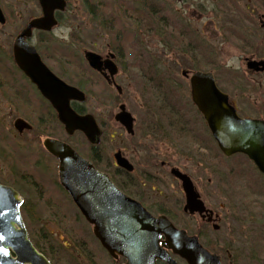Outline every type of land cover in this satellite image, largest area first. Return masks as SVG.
I'll return each mask as SVG.
<instances>
[{
    "label": "flooded vegetation",
    "instance_id": "1",
    "mask_svg": "<svg viewBox=\"0 0 264 264\" xmlns=\"http://www.w3.org/2000/svg\"><path fill=\"white\" fill-rule=\"evenodd\" d=\"M68 1L64 0L63 11L54 13V27L45 32L34 30L26 41L51 73L47 87L55 97L60 93L58 80L83 93V100L69 99V108L79 117L94 120L100 131L98 144L88 142L83 132H67L52 102L19 70L12 49L22 30L13 42L10 39L9 45L0 47V166L10 168L7 173L0 168V183L22 198L20 214L29 241L51 264L65 258L63 250L71 253V264L80 263L75 255L86 264L128 262L122 255L108 254L94 236L92 225L60 185V161L47 147L64 144L96 171L107 174L115 187L141 203L148 214L163 216L176 229L196 237L203 250L218 257L221 264H264L252 259L257 247L264 252V176L245 154L223 152L191 94L196 73H210L240 121L264 126V0H79L86 25L106 29L112 40L104 54L85 48L75 54L68 47L73 41L66 33L72 28L64 18ZM217 18L223 23L213 21ZM131 29L137 46L142 45L141 38H155L156 48L145 49L151 53L159 50L164 61L153 62L151 58L153 63L148 65L122 66L128 55L120 41L132 39ZM86 52L100 56L99 70L90 67ZM133 53L143 55L136 49ZM135 70L140 76L137 90L143 91H139L140 102L154 105L155 111L151 117L144 113L143 120L139 116L140 122L127 109L120 86L136 82L129 76L132 72L135 76ZM156 71L164 72V79H156L152 74ZM76 72L89 74L84 86L89 89V100L86 90L76 84ZM96 90H101V95ZM110 90L116 91L118 101L113 119L128 136L140 134L142 149L138 146L127 153L116 148L111 156L102 151L105 144L111 147L114 143L112 116L105 109ZM150 90L155 93L149 95ZM120 107L132 119V135L115 119ZM116 153L132 166L131 172L117 165ZM136 156L143 164L134 160ZM137 165L144 171L135 177ZM5 174L12 182L2 178ZM184 184L191 189L190 198ZM177 215L181 223L194 220L196 230L192 233L176 223ZM226 219L230 232L223 241L230 242V248L225 251L222 242L208 229L199 231L198 224L216 232ZM54 234L59 239L55 245ZM257 234L260 241L253 243L251 238ZM158 245L177 264H187L171 252L164 235ZM154 264L166 263L157 258Z\"/></svg>",
    "mask_w": 264,
    "mask_h": 264
},
{
    "label": "water",
    "instance_id": "2",
    "mask_svg": "<svg viewBox=\"0 0 264 264\" xmlns=\"http://www.w3.org/2000/svg\"><path fill=\"white\" fill-rule=\"evenodd\" d=\"M41 17L27 22L15 38L13 59L22 73L32 81L59 112V121L67 132H83L88 142L98 144L100 131L88 116H77L69 108V99L83 100V93L57 81L58 96H54L47 84L51 73L41 62L36 49L30 46L29 38L34 30L49 31L56 24L54 13L65 9L64 0H37ZM6 22L0 9V25ZM90 67L100 69V56L85 53ZM192 98L209 125L212 136L226 155L243 153L254 162L264 176V126L255 121L239 120L233 108L226 103V96L213 83L210 73H196L191 80ZM121 108L115 119L124 125L127 133L133 134L132 119ZM50 153L59 159L60 185L71 196L80 213L93 227V233L108 254L122 255L127 264H154L155 259L166 264L177 262L159 249L161 235L175 255L187 264H221L218 257L207 253L183 230L176 229L165 217H153L136 202L121 193L110 182L107 174L96 171L92 164L81 158L67 145L50 144ZM117 165L131 172L128 161L115 154ZM184 180V178L182 179ZM187 198L192 194L184 184ZM19 198L13 188L0 184V264H50L28 240L27 231L20 218Z\"/></svg>",
    "mask_w": 264,
    "mask_h": 264
},
{
    "label": "rangeland",
    "instance_id": "3",
    "mask_svg": "<svg viewBox=\"0 0 264 264\" xmlns=\"http://www.w3.org/2000/svg\"><path fill=\"white\" fill-rule=\"evenodd\" d=\"M132 1H139V0H132ZM135 2H131V3H135ZM79 0H69L67 3V9L65 11V22L68 23L69 26H71L72 29H69L68 31H66L67 34H71L73 37V41L71 42V45H69L68 47H72V52L75 54H79L81 53V49L85 48V49H89L92 50L96 53H100V54H104L106 52V49L109 45L112 44V40L110 38L109 35H107L106 33V29H102V28H94L91 27L89 25H86V16L85 14L82 12V10L79 8ZM0 8H2L4 14H5V18H7V22L0 26V47H6L7 45L10 44V39L13 42V37L19 33L21 30H23V27L25 26V24L27 22H29L31 19L35 18L36 16L38 17V15H40V6H38L37 0H0ZM215 22H222V19H215L213 20ZM223 23V22H222ZM66 26V25H65ZM132 28V27H131ZM3 31V33L1 34V32ZM131 33H132V39H128V38H124L123 40L120 41L126 55H128V57L126 58L127 63H122V66L125 65H131L134 64L135 66H142V65H148V63H153L154 61L156 62H163L164 61V55L162 53H160L159 50H153L154 52H150V50L146 51V47L148 48H156V46L158 45L157 40L155 38H141V46H137V40L136 38L133 39V31L131 29ZM142 47V49H141ZM68 49V48H66ZM134 49H136L138 52H141V54H143L142 56H137L134 55L133 51ZM1 50V48H0ZM9 50V49H8ZM10 51V50H9ZM156 51V52H155ZM149 53V54H148ZM137 57H140V59H137ZM151 58L153 59V62H151ZM222 60V59H221ZM220 60V61H221ZM230 63V62H229ZM228 63V65H229ZM227 65V66H228ZM163 67V66H162ZM164 72L162 71H156L153 72L152 74L157 76L155 77L156 79H164L165 74H163ZM69 76L71 77V71H68ZM77 76H75L76 78V84L81 85L82 88H84L87 92V96L86 98H89V89H87L86 87H84L87 82V80H89L88 76L86 74L83 73H77ZM74 73V75H76ZM138 71L135 70V76H134V72H132L129 76H133L136 80V82H122L120 83V86L123 87V94H122V98L126 99L127 103H126V107L127 109H129V111L132 113L133 116H135L136 118H138V122H140V118H142L144 116V113L148 112V114L146 116L151 117L152 113H154V109L152 108V106L154 105H144L146 107L143 106V104L140 102L141 98L139 97L140 93L143 91H139L137 90V87L140 85V76H137ZM175 74L179 77V70L177 69V71L175 72ZM73 75V76H74ZM138 77V79H137ZM72 78V77H71ZM75 80V79H74ZM78 85V86H79ZM147 86V85H145ZM149 89L150 86H147ZM97 94L101 93V90H96ZM151 92H149V95L154 94L155 92H153L152 90H150ZM103 93V92H102ZM101 95V94H100ZM107 96L109 98V101L106 100L107 105H105V109L108 110L107 113H111L112 116V130H114V143L112 144L111 147H107V145L105 144V146L103 147L102 151L108 156L112 155V151H114V149H120L123 152L127 153H131L130 150H132V148L138 147L140 149H142V139L140 134L137 135L136 137H130L126 134L125 130H122L119 125L115 122V120L113 119V115L114 113H116L118 111L117 109V94L116 91L114 90H110L107 92ZM130 98L129 100H127V98ZM89 100V99H88ZM87 104L89 103L86 100ZM144 108H143V107ZM102 107V105H101ZM140 113V115H139ZM140 116V118H139ZM143 120V118H142ZM147 121V119L145 120ZM144 121V122H145ZM143 127V126H142ZM147 130V129H146ZM144 134L148 135L147 132L145 131ZM140 136V138H139ZM143 137V136H142ZM165 139V138H164ZM165 141H170L169 139H165ZM134 160L139 161V164H143V161H141V158H134ZM1 164V163H0ZM143 166V165H141ZM181 167V166H180ZM0 168L7 173L9 171L10 168H6V167H1ZM142 171H144V169L142 167H139L138 165L136 166V168L134 169V175L135 177L141 175ZM6 174L2 177L3 179H6L7 182H12V180L10 178L5 177ZM143 189V188H142ZM224 194V193H223ZM222 194V195H223ZM225 195V194H224ZM220 199H223L222 197H220L219 195H217ZM144 199H147V197L145 196ZM225 202L223 201H219V203H223ZM260 203H262L260 201ZM259 203L260 208H262L261 204ZM226 206V205H225ZM227 207L224 208V211L226 210ZM263 210V209H262ZM226 215H229V212L226 213ZM183 218V217H182ZM181 218L177 215L176 218V223H180L182 224L184 227L186 226L189 231H191L192 233L196 230V226L197 223L194 222V220H185L186 222H182L181 223ZM227 222L224 221V224L221 225V229L219 231H213L211 229V227H205L198 224L199 227H201L199 229V231H202L203 233H205V231L208 229V231L211 234H214L213 238L216 239L218 238L221 242L222 245H224L223 250H227L230 248V242H227V240L223 241V239L225 238V236H227V234L230 232L228 231V219H226ZM64 236V238H67V234L63 233L62 234ZM230 236V234H229ZM259 234H257L255 236V238H251L254 241L256 240V242H259ZM53 244L55 245L56 241L58 242L59 239L56 237V235L54 234L53 237ZM246 242V240H243ZM247 241L249 242V244L251 243L250 239L248 238ZM263 243V242H262ZM259 245V244H257ZM62 251V250H61ZM257 254L254 253L253 254V262L254 263H262L264 262V252L261 251V248L256 249ZM62 253H64L65 258L63 257L62 260H57L59 262V264H71L70 260L73 262V257L71 255L70 252H65L64 250L62 251ZM75 260L79 261L80 263L77 262V264H86V262L80 258H78L77 255L74 256ZM64 260V261H63ZM74 263V262H73Z\"/></svg>",
    "mask_w": 264,
    "mask_h": 264
}]
</instances>
